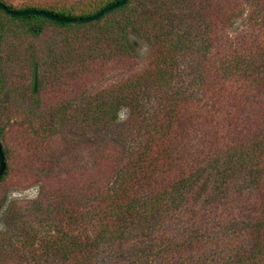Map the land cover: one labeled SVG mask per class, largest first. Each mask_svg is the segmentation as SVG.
<instances>
[{
  "label": "trees",
  "instance_id": "obj_1",
  "mask_svg": "<svg viewBox=\"0 0 264 264\" xmlns=\"http://www.w3.org/2000/svg\"><path fill=\"white\" fill-rule=\"evenodd\" d=\"M0 1L72 18L120 0ZM48 27L64 30L55 49L24 41ZM10 37L25 52L13 75L1 57ZM139 40L150 47L142 65ZM43 102L33 118L46 145L57 128L118 125L122 108L123 140L99 147L90 183L52 172L0 230V264H264V0H127L85 23L0 7V207L21 173L8 122Z\"/></svg>",
  "mask_w": 264,
  "mask_h": 264
},
{
  "label": "rangeland",
  "instance_id": "obj_2",
  "mask_svg": "<svg viewBox=\"0 0 264 264\" xmlns=\"http://www.w3.org/2000/svg\"><path fill=\"white\" fill-rule=\"evenodd\" d=\"M15 7H20L25 3H34L39 6H72L79 0H10ZM243 17V16H242ZM241 17V18H242ZM239 19L238 25L245 19ZM245 18V16L243 17ZM64 30L60 27L53 29L50 27L46 28L41 36L37 38L27 37L24 39L26 42H30L36 45L38 52H42V47L49 46V49H55L57 39L60 32ZM136 39V38H135ZM12 38L5 39L3 44V50L1 57L5 63L8 74H14L21 72L20 64L23 63L20 59L24 57L25 52L17 51V49L10 48ZM138 51V65H142L150 51V47L143 40L134 41ZM39 55V54H38ZM41 56V55H39ZM22 65V64H21ZM71 86H74L72 84ZM16 92L12 88H8L5 93L1 96V100L4 102L7 99H13ZM149 96L146 103L153 104L154 98ZM22 101L25 99L21 97ZM48 100L44 97L43 101ZM46 102V101H45ZM27 103V102H26ZM147 103V104H148ZM46 103L40 104L41 108H30L21 104L18 110L19 115L12 116L8 122L7 130L9 132V141L13 143L14 162L19 172L18 176L9 182L2 191V198L7 201V195L11 191H23L24 189L31 187L34 184H39L40 189L47 182L52 172L55 175L60 176L66 184L77 186L81 182L83 184L90 183L94 178L95 164L98 159V149L104 143L110 141V138L118 143L123 139L118 140V125L128 119L127 112L125 113L126 119H121L115 126L107 129L99 130L97 132H85V130L78 126L68 125L64 128H57L55 130L56 138L58 141L56 144L46 145L48 139L36 137L37 121L34 120L33 114L43 111V107ZM149 105V104H148ZM20 133H24V139L28 138L31 140H21ZM117 133V134H116ZM117 137V138H116ZM35 140L38 148L30 146ZM21 141V143L19 142ZM118 141V142H117ZM112 142V141H111ZM29 143V144H27ZM27 144V145H26ZM58 144V145H57ZM112 145L113 143H109ZM119 144V143H118ZM29 146V147H28ZM27 151V152H26ZM26 154V155H25ZM28 171V172H26ZM29 174V175H28ZM34 200H14L12 201L5 211V204L0 207V230L7 232L10 225L15 222V214H21L24 207L28 206L29 203ZM15 264V263H12Z\"/></svg>",
  "mask_w": 264,
  "mask_h": 264
},
{
  "label": "water",
  "instance_id": "obj_3",
  "mask_svg": "<svg viewBox=\"0 0 264 264\" xmlns=\"http://www.w3.org/2000/svg\"><path fill=\"white\" fill-rule=\"evenodd\" d=\"M126 2H127V0H120L116 3H113L111 5L104 7L103 9H101L100 11H98L95 14H92V15H89L86 17H72V18L59 16L55 13H52V12H49L46 10H42V9L41 10L40 9H25V10L11 9L7 4H5L2 1H0V7L2 9H4L5 11H7L9 14L15 15V16L43 15L47 18H50L52 20L59 21V22H82V23H85V22H90V21L101 18L107 12L112 11L115 8L120 7L121 5L125 4ZM5 169H6L5 154L3 151L2 144L0 142V177L4 173Z\"/></svg>",
  "mask_w": 264,
  "mask_h": 264
},
{
  "label": "clouds",
  "instance_id": "obj_4",
  "mask_svg": "<svg viewBox=\"0 0 264 264\" xmlns=\"http://www.w3.org/2000/svg\"><path fill=\"white\" fill-rule=\"evenodd\" d=\"M127 109L122 108L119 115L121 119H126L125 113ZM40 194V185L34 184L31 187L24 189L23 191H11L7 195V201L5 204V211L7 210L8 205L14 200H36Z\"/></svg>",
  "mask_w": 264,
  "mask_h": 264
}]
</instances>
